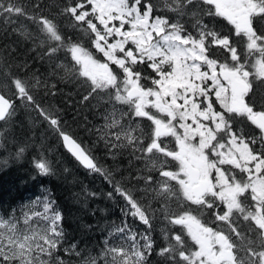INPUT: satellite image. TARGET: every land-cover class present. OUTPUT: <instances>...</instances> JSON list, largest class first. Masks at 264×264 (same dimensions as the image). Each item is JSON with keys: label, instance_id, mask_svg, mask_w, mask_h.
<instances>
[{"label": "snow or ice", "instance_id": "snow-or-ice-1", "mask_svg": "<svg viewBox=\"0 0 264 264\" xmlns=\"http://www.w3.org/2000/svg\"><path fill=\"white\" fill-rule=\"evenodd\" d=\"M10 26L31 47L15 58L11 44L0 47V163L30 156L37 176L53 175L47 135L35 131L46 123L125 206L93 252L68 242L42 188L0 213V264H264V0H32L30 11L0 0V37ZM30 53L47 63L43 78L28 71ZM53 80L85 88L82 104L107 105L87 130L91 146L37 101L38 91L58 94ZM21 110L40 120L17 138ZM99 144L113 161L127 152L129 168L143 166L117 180L120 165L104 167Z\"/></svg>", "mask_w": 264, "mask_h": 264}, {"label": "trees", "instance_id": "trees-1", "mask_svg": "<svg viewBox=\"0 0 264 264\" xmlns=\"http://www.w3.org/2000/svg\"><path fill=\"white\" fill-rule=\"evenodd\" d=\"M21 2L28 5L29 11L31 10L32 0H21ZM19 19L22 20L23 18ZM69 35H73V33L70 32ZM5 44H11L16 49L15 53L12 54L13 58L20 57V55L25 56V49L30 48L29 42H23L18 35L12 34L11 26L8 32L0 37V47ZM30 54L36 55L35 53ZM30 54L28 55L30 56ZM28 55L25 58L31 65L28 69L30 73L37 72L39 74L49 71L45 61L35 58L28 59ZM60 58L64 59L63 54ZM36 65H38V68ZM13 72L19 74L18 69L14 68ZM51 82L57 83L58 94L48 96L43 91H38L34 93L37 101L44 106L54 105L59 108L63 112V119L67 121L70 131L83 141L85 138L90 140L91 137L92 140H95V133L89 134L87 130L96 125L94 120H97L98 107L93 108L91 106L92 101L83 104L80 102L82 92L74 89L78 83L71 80L66 82L53 80ZM60 90H62V94H59ZM72 91L74 92L71 93ZM62 95L67 96L72 101L71 103H73V99L77 103L71 105V103L63 102L60 99L63 97ZM82 115H86L90 121L88 122L85 119L84 122H81ZM33 117L39 122L40 118L37 113H25L24 110H21L16 117L11 134L17 138L29 135L28 121ZM145 123L147 124L146 121ZM35 131L37 134L43 131L47 135V144L52 148L50 155L55 162L54 174L46 177L37 176L31 163H29L30 156L19 162L8 159L7 165L0 163V213L7 216L13 209H18L40 196L41 189L46 187L51 191L59 210L64 215L63 227L66 229L68 242L79 241L80 248L87 247L95 252L97 247H103V241L111 222H120L122 218L120 209L125 206V202L118 193L113 192L112 185L106 182L102 175L89 173L81 167L65 150L55 134L47 131L46 123L40 122ZM91 143L93 144V142ZM4 155L0 153V156ZM95 155L101 164L108 169H111L114 164L118 163L120 165L121 172L116 176L117 180H120L121 176H127L130 172L135 174V169L143 166L140 162L132 161V166L129 168V161L132 158L127 152L118 157L116 161H113L107 155L102 144L95 148ZM65 168L68 169V172L64 171ZM133 183L135 182L133 181ZM126 186L132 187L131 184ZM109 192H113L111 199L106 195ZM87 193H95L96 195L92 197L88 196ZM137 195H140V193H137ZM17 214L19 215V213ZM129 223H132L131 219H129ZM86 225L91 227L86 228ZM135 226L138 231L143 230L142 224L137 223ZM154 235L158 238L159 233H154ZM72 260L78 264L76 257H72ZM153 264H156L155 257H153Z\"/></svg>", "mask_w": 264, "mask_h": 264}, {"label": "rangeland", "instance_id": "rangeland-1", "mask_svg": "<svg viewBox=\"0 0 264 264\" xmlns=\"http://www.w3.org/2000/svg\"><path fill=\"white\" fill-rule=\"evenodd\" d=\"M30 47H31V44H30ZM21 56V55H20ZM30 57V58H29ZM33 58H35V56L34 55H32V54H30V56L28 55V59H33ZM30 60V61H31ZM62 60V59H61ZM37 66V68H38V65H36ZM44 74H46L45 72H41V73H39V75H41V77L44 75ZM74 89H76V90H79L80 92H82V95L85 93V91H86V89L85 88H83V87H81L79 84H77V85H75V87H74ZM74 91H72L71 93H73ZM63 97H61L60 99L63 101V102H65V103H67V104H70L72 101L70 100V99H68L67 98V96H64V95H62ZM74 101H73V103H77L76 102V100L75 99H73ZM73 103H71V105H73ZM92 103L94 104V103H96V101H92ZM75 105V104H74ZM107 105H101L100 107H98V110H97V120H94V121H96V126H98V125H100V124H102L104 121H103V119H102V113H103V110H104V108L106 107ZM88 120V122L90 121V119L86 116V115H82V118H81V122H84V120ZM93 121V122H94ZM92 122V123H93ZM94 126V125H93ZM89 146H91V142H93L94 140H92V137H91V139L89 140L88 138H85V140H84Z\"/></svg>", "mask_w": 264, "mask_h": 264}]
</instances>
